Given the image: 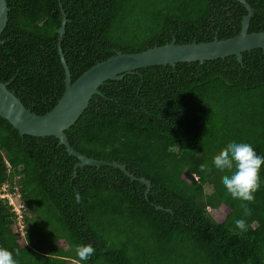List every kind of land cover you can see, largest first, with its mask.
<instances>
[{"label": "trees", "instance_id": "obj_1", "mask_svg": "<svg viewBox=\"0 0 264 264\" xmlns=\"http://www.w3.org/2000/svg\"><path fill=\"white\" fill-rule=\"evenodd\" d=\"M5 1L0 82L38 116L64 90L58 43L73 82L116 52L233 37L246 14L237 0ZM245 1L247 32H264V0ZM98 90L64 135L81 155L147 180L148 190L110 166L74 169L56 138L21 136L0 118V193L5 187L19 209L0 198V248L16 264H75L78 244L95 249L81 264H264V164L248 216L223 188L230 173L212 165L234 142L264 156V50L241 53V63L141 68ZM241 218L245 231L234 225Z\"/></svg>", "mask_w": 264, "mask_h": 264}, {"label": "water", "instance_id": "obj_2", "mask_svg": "<svg viewBox=\"0 0 264 264\" xmlns=\"http://www.w3.org/2000/svg\"><path fill=\"white\" fill-rule=\"evenodd\" d=\"M237 2L243 6L246 14L241 19L239 33L233 37L223 40L213 38L210 42L188 44H176L174 40H171L165 45L155 46L137 53L116 52L113 57L84 71L73 82L70 80V74L58 43L57 51L64 72V90L53 108L44 115L38 116L26 109L19 99L7 89L8 83L0 82V118L10 124L21 136H52L56 138L58 145H62L68 155L76 158L77 163L74 165V169L83 166L96 168L110 166L120 170L130 180L142 183L148 190L149 182L147 180L133 177L122 165L93 160L73 150L64 131L73 125L94 95H101L98 88L108 80H119L126 73L150 66L169 65L173 67L176 63H202L228 56H234L236 61L241 63V53L253 49L264 50V32H247L249 20L253 16L252 8L245 0H237ZM7 12L6 1L0 0V34L7 21ZM65 21V16L62 14L61 25L57 30L58 42L64 33Z\"/></svg>", "mask_w": 264, "mask_h": 264}, {"label": "clouds", "instance_id": "obj_3", "mask_svg": "<svg viewBox=\"0 0 264 264\" xmlns=\"http://www.w3.org/2000/svg\"><path fill=\"white\" fill-rule=\"evenodd\" d=\"M264 164V156L255 152L252 145L246 142H234L221 149L212 158V165L219 171H228L222 180L223 188L232 198L241 201L242 215L248 216V204L255 199L254 193L260 187V170ZM201 171L205 166L201 165ZM74 201L80 202L79 193L73 194ZM246 202V203H245ZM234 225L240 231L246 230L244 219L234 220ZM95 252L91 244H78L75 247V264L87 260ZM0 264H16L12 253L0 248Z\"/></svg>", "mask_w": 264, "mask_h": 264}, {"label": "rangeland", "instance_id": "obj_4", "mask_svg": "<svg viewBox=\"0 0 264 264\" xmlns=\"http://www.w3.org/2000/svg\"><path fill=\"white\" fill-rule=\"evenodd\" d=\"M203 189H204V192H205L206 194H208V193L211 192V189H212V188H211L210 185H204ZM3 195H5V192L3 193ZM6 195H8V194H6ZM8 198H9V201L12 202L13 207H14L16 210H19V209H18V205H17L15 199L12 198V197H10L9 195H8ZM207 212H208L209 216H211V217H219V218H221V217L224 216V214H223V212H222L221 210L207 209Z\"/></svg>", "mask_w": 264, "mask_h": 264}, {"label": "built area", "instance_id": "obj_5", "mask_svg": "<svg viewBox=\"0 0 264 264\" xmlns=\"http://www.w3.org/2000/svg\"><path fill=\"white\" fill-rule=\"evenodd\" d=\"M4 189H5V187H3L2 190H1L0 198L8 199L9 204H12V202H10L9 198H8V195L10 196V194L5 192ZM4 192H5V195H3ZM6 194H8V195H6ZM14 210H15L16 214L19 215V210H16L15 208H14ZM16 225H17L18 229L21 231V229H22V221L19 220V216H18V221H16Z\"/></svg>", "mask_w": 264, "mask_h": 264}]
</instances>
